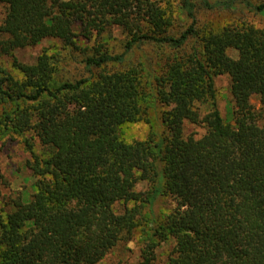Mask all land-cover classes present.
<instances>
[{
    "label": "trees",
    "instance_id": "1",
    "mask_svg": "<svg viewBox=\"0 0 264 264\" xmlns=\"http://www.w3.org/2000/svg\"><path fill=\"white\" fill-rule=\"evenodd\" d=\"M0 2L4 54L45 38L72 46L76 27L86 40L112 26L128 38L119 54L94 48L83 59L88 75L74 80L59 79L44 52L32 64L13 59L21 78L0 68V137H24L36 177L35 192L0 220V264H96L131 239L158 195L174 207L152 226L143 264L168 238L167 264H264V115L250 102L258 95L264 103V29L242 22L199 33L195 17L197 8L237 7L264 16V2L178 0L190 23L177 36L168 32L171 5L156 0ZM191 38L197 44L187 50ZM144 44L167 49L158 74L143 61L113 67ZM219 74L230 79L234 124L216 104ZM150 96L172 105L162 114L167 135L125 142L119 129L148 121ZM200 105L209 108L204 117ZM185 122L204 123V134H186ZM139 180L150 195L136 191Z\"/></svg>",
    "mask_w": 264,
    "mask_h": 264
},
{
    "label": "rangeland",
    "instance_id": "2",
    "mask_svg": "<svg viewBox=\"0 0 264 264\" xmlns=\"http://www.w3.org/2000/svg\"><path fill=\"white\" fill-rule=\"evenodd\" d=\"M58 2L61 0H53ZM161 4H170L169 9L172 26L168 32L178 35L185 30L190 23V18L184 16L181 11L178 0H156ZM254 2H264V0H252ZM6 6L0 2V24L5 16ZM196 28L199 33L207 30H219L224 26L239 25L242 22L253 25L256 28L264 29V16L247 11L237 7L235 10L213 9L207 10L197 8L195 10ZM80 30L76 27L75 44L65 46L59 40L54 38L42 39L35 45L18 48L10 54L0 52V68L9 72L16 78H21L19 71L13 66V59L24 64H32L38 55L43 52L50 56L56 75L59 79L74 80L85 77L88 73L85 70L83 59L91 54L94 48H101L111 54H119L124 51V45L128 40L127 35L117 26L107 28L100 35L94 32L90 39L86 40L80 35ZM197 44L196 40L189 39L186 49L189 50ZM167 49L153 45H141L126 55L124 64L115 65L116 67H125L127 64L143 61L147 64L151 72L158 74L160 71L161 58L166 55ZM231 57H236V51L232 48L226 50ZM109 68L111 66H108ZM97 69H93L96 72ZM213 87L215 89L216 104L224 120L234 124L231 116L232 99L229 92L230 79L226 74L213 76ZM154 85V81L152 82ZM250 102L254 109L264 115V103L260 101L258 95H253ZM148 121L124 124L119 129L120 137L127 143L137 140L158 141L167 135L166 127L162 122L164 111L172 108V105H165L151 96L145 102ZM209 113L207 105H200V117ZM185 133H192L199 137L205 132V124H192L185 122ZM25 137H31V133H25ZM22 136H2L0 137V220H4L6 215L13 210V202L19 197L26 200L35 192L36 177L33 176L26 166V161L31 157L29 151L23 144ZM35 150L39 152V145L36 139ZM151 184L145 180H139L135 186L136 191L143 192L144 195L151 194ZM132 205L131 203L127 204ZM124 203H116L114 208L117 213L124 210ZM174 207V201L171 197L158 195L152 200L151 204H146L143 213L147 219L142 218L140 225L133 230L129 241H122L111 249L96 264H143V252L146 249V242L151 235L152 226L163 220L165 215ZM174 244L170 238L158 242L152 252L151 264H167L168 254Z\"/></svg>",
    "mask_w": 264,
    "mask_h": 264
}]
</instances>
